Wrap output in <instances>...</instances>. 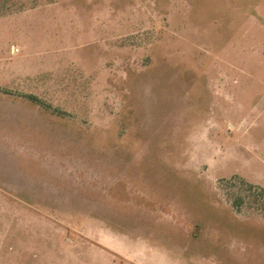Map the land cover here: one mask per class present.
<instances>
[{
	"label": "rangeland",
	"instance_id": "rangeland-1",
	"mask_svg": "<svg viewBox=\"0 0 264 264\" xmlns=\"http://www.w3.org/2000/svg\"><path fill=\"white\" fill-rule=\"evenodd\" d=\"M0 264H264V0H0Z\"/></svg>",
	"mask_w": 264,
	"mask_h": 264
}]
</instances>
